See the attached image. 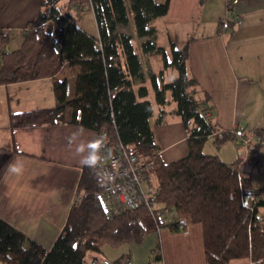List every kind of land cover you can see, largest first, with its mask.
Instances as JSON below:
<instances>
[{
    "label": "trees",
    "instance_id": "trees-1",
    "mask_svg": "<svg viewBox=\"0 0 264 264\" xmlns=\"http://www.w3.org/2000/svg\"><path fill=\"white\" fill-rule=\"evenodd\" d=\"M59 1L47 0L46 10L28 23L19 48L8 50L10 34L0 31V84L42 77H53L55 82L57 104L12 113V125L67 121L95 130L96 139L108 131L130 153L157 164L154 211L160 216L145 206L128 209L112 201L104 193L98 169L85 166L77 199L50 247L0 217L1 264H91L87 256L105 246L141 242L161 227L177 230L194 223L203 227L208 264H264V216L259 210L264 199L257 197L252 206L243 201L247 188L264 190L242 170L245 157L240 149L245 146L236 140L247 133L239 127L222 129L212 118L210 94L189 71V43L179 47L172 40L170 51L160 43L158 19L168 13L171 0H65L62 5ZM234 1L228 0V19L221 18L219 31L233 27ZM86 9L95 14L98 36L79 25V14ZM130 23L139 44L133 34L120 30ZM66 62L78 66L72 99L67 79L56 78ZM173 115L180 116L186 128L190 150L166 162L154 125ZM260 136L264 128L258 127L252 151L264 145ZM211 137L219 146L234 140L238 158L227 162L216 153H206L204 143ZM9 161L0 167V177ZM166 209L174 214L161 213ZM181 218L186 219L184 227L178 225Z\"/></svg>",
    "mask_w": 264,
    "mask_h": 264
},
{
    "label": "crops",
    "instance_id": "crops-1",
    "mask_svg": "<svg viewBox=\"0 0 264 264\" xmlns=\"http://www.w3.org/2000/svg\"><path fill=\"white\" fill-rule=\"evenodd\" d=\"M61 1L60 5L65 2ZM203 1L171 0L164 21L203 23L189 41V71L197 77L201 89L210 94L214 104L212 118L217 124L222 129L239 127L245 132L253 127V137L256 128H264V119H261L264 116V0H235V22L227 32L219 31V21L228 0H209L207 8ZM46 2L0 0V31L10 34L8 50L21 46L24 30L41 10H46ZM86 10L79 14V25L98 36L95 14ZM205 22H212L214 29L208 31ZM123 26H120L122 31ZM259 47L263 49L260 52ZM253 52L258 53L256 58ZM77 68L76 64L66 62L56 75L58 79H67L70 99L75 95ZM54 84L53 77L0 84V167L7 159H19L25 164L23 175L6 176L4 171L0 177V217L46 247L53 244L62 230L78 196L85 165L80 162L81 154L75 151L76 143L97 138L95 130L67 121L12 125V113L54 107L57 104ZM81 128L82 134L70 145L68 137ZM154 128L161 145L160 154L166 162L189 153L183 122L176 127L169 123L155 124ZM215 147L208 140L203 149L227 162L239 156L230 142L221 144L218 150ZM99 255L108 257L111 264H208L200 223L177 230L161 227L141 242L105 246L101 252H91L90 259Z\"/></svg>",
    "mask_w": 264,
    "mask_h": 264
},
{
    "label": "built area",
    "instance_id": "built-area-1",
    "mask_svg": "<svg viewBox=\"0 0 264 264\" xmlns=\"http://www.w3.org/2000/svg\"><path fill=\"white\" fill-rule=\"evenodd\" d=\"M229 11V10H228ZM230 12V11H229ZM107 138V143L101 148V152L105 154L102 166L99 167L98 172L101 179V184L104 193L114 202L120 204L122 207L128 209H136L141 206L147 207L154 211L157 201L158 187L155 184L154 173L157 164L154 160L138 158L137 155L130 153L127 147L113 136L104 131L99 138ZM219 137H223L219 133ZM252 137H241V140H236L238 144L245 146V153L248 155L253 150L251 145ZM258 141L264 143V136L258 137ZM242 149L240 154L242 155ZM115 160L117 166L113 167L112 161ZM111 176L112 179L108 177ZM257 197L264 199V190L247 188L243 192V201L245 205L252 206L257 201ZM107 209L112 208L106 206ZM174 214L171 209H166L161 213ZM160 216V214H158ZM154 218H157L156 216ZM185 218L178 221L180 227L186 226ZM112 261L103 255L95 256L91 259V264H111Z\"/></svg>",
    "mask_w": 264,
    "mask_h": 264
},
{
    "label": "rangeland",
    "instance_id": "rangeland-1",
    "mask_svg": "<svg viewBox=\"0 0 264 264\" xmlns=\"http://www.w3.org/2000/svg\"><path fill=\"white\" fill-rule=\"evenodd\" d=\"M64 2V0H62ZM61 1V2H62ZM158 2H163L165 0H157ZM209 0L208 2L205 0L203 1V6H205L206 8L209 7ZM216 9L218 10V7H216ZM87 11V10H86ZM91 12V11H90ZM228 12H227V4L225 6V11H224V16L222 18L228 19ZM165 16L159 17L158 19V25L160 27V37H159V41L161 44L165 45L168 50L170 51V43L171 41H175L177 46L181 47L187 43H189V41L192 39V37H194L195 35H197L198 30H200L199 25L203 24L202 22L196 23L195 21H190V22H183V23H167L164 18ZM229 19H233V17H229ZM212 22L206 23L205 22V27L208 31H211L214 29V24ZM124 31L128 34H133V36L135 37V41L136 43L139 44L140 39L137 40L136 38V32H135V28L134 25H131V23L129 25H125L123 26ZM229 28L224 27V30L227 32ZM121 30V29H120ZM122 31V30H121ZM257 51H262L263 49L261 47L257 48ZM257 52H253V57L256 58L257 56ZM149 98L155 102L154 100V96L151 94L149 96ZM174 105V102H171V104L169 105L170 107H172ZM155 106H156V110L158 111V107L156 105L155 102ZM264 114V111L263 113ZM157 115V114H156ZM155 115V116H156ZM154 118L153 117L151 120L152 122H154ZM264 119V116L261 118ZM181 118L178 115H173V116H169L168 121L165 123H169L171 126L176 127L177 124H181ZM186 129V128H185ZM254 130L253 127L247 128V136L248 137H252V131ZM181 132V131H180ZM187 132V131H186ZM254 135V134H253ZM211 140L212 144H215V148L216 150H218V144L217 142L213 141L212 138H208L204 145L207 144V141ZM257 140V137L252 138L251 141V145L253 144V141L255 142ZM227 142H230L232 144H234V146L236 147L237 152H239L238 147L235 144V141L232 139H227L226 141L222 142L221 144H226ZM246 146V145H245ZM242 156L245 157V162L242 165V170L243 173L246 175H251L252 176V182L256 187H261L264 185V145L262 147H260L259 149L252 151L251 155H246L245 153V147L242 149ZM239 154V153H238ZM261 162L256 163L257 160H260ZM155 176V173H154ZM155 180V179H154ZM259 210H260V214H262L264 216V205H260L259 206ZM167 215L170 213H166ZM114 255V254H112ZM111 255V256H112ZM113 257V256H112ZM87 260H91L90 259V254L87 256Z\"/></svg>",
    "mask_w": 264,
    "mask_h": 264
},
{
    "label": "clouds",
    "instance_id": "clouds-1",
    "mask_svg": "<svg viewBox=\"0 0 264 264\" xmlns=\"http://www.w3.org/2000/svg\"><path fill=\"white\" fill-rule=\"evenodd\" d=\"M83 129H77L71 133L68 137L69 144H73L77 141L78 137L82 134ZM107 143V138H98L93 141H88L87 143L80 141L76 143L75 151L78 154H81L80 162L82 165H85L89 168L99 169L102 166V162L104 161L105 154L101 152V148ZM113 167H116V161H112ZM25 168V164L22 160H10L5 169V175H15L21 176L23 175ZM100 173L98 172V176ZM112 179L111 176L108 177Z\"/></svg>",
    "mask_w": 264,
    "mask_h": 264
}]
</instances>
